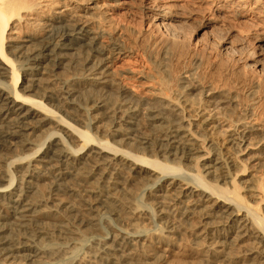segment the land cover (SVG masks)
Returning a JSON list of instances; mask_svg holds the SVG:
<instances>
[{
  "label": "bare ground",
  "instance_id": "bare-ground-1",
  "mask_svg": "<svg viewBox=\"0 0 264 264\" xmlns=\"http://www.w3.org/2000/svg\"><path fill=\"white\" fill-rule=\"evenodd\" d=\"M207 1L264 25V0ZM162 6L149 7L158 30L179 17ZM98 7L0 0V264H264V173L228 152L244 145L258 158L262 125L219 142L230 90L191 73L175 87L151 75L91 26L85 15ZM169 34L163 67L186 38ZM79 63V81L52 85L49 68ZM89 115L99 117L91 128Z\"/></svg>",
  "mask_w": 264,
  "mask_h": 264
},
{
  "label": "rangeland",
  "instance_id": "rangeland-1",
  "mask_svg": "<svg viewBox=\"0 0 264 264\" xmlns=\"http://www.w3.org/2000/svg\"><path fill=\"white\" fill-rule=\"evenodd\" d=\"M93 1L99 5L98 10H90L85 15L91 26L97 31L104 30V42L117 41L129 47L134 52L136 61L151 75L162 78L175 87L177 76L191 73V80L196 78L205 85L230 90L232 105L225 102L218 104L219 111L224 114L219 119L221 127L217 129L222 131L216 133L219 142H225L232 130L251 124H261L262 128L255 131V135L264 136V25L257 26L248 17L235 13L223 16L207 0ZM153 3L163 5L160 11L170 10L179 17L168 20L166 29L158 30L153 24L157 16L149 9ZM100 10L110 14L109 21L100 23ZM167 27L182 32L186 38L180 40L177 46L170 47L169 54L165 56L167 66L163 67V55L160 54L159 47L170 36ZM27 30L29 28H22L20 33ZM123 66L125 64H121V61H116L112 68L116 70ZM81 68L80 63L74 68L53 66L48 69V74L52 75L50 82L64 90L66 86L79 81L76 76ZM141 81L129 80L131 88L144 90V83ZM196 93L197 90L192 91V94ZM213 96H217V99L223 97L217 92ZM78 99L82 105L90 103V97L81 95ZM90 111L93 112L89 109L88 112ZM98 118L89 115L90 128ZM228 152L237 155L240 163L246 166V171H251L256 176L264 173V160L257 162L261 159L259 157H264V152L255 158L244 145H233L228 148ZM175 250L179 252L178 248Z\"/></svg>",
  "mask_w": 264,
  "mask_h": 264
}]
</instances>
